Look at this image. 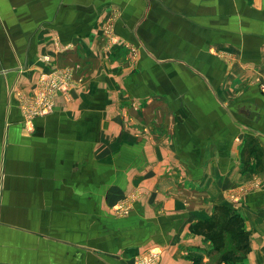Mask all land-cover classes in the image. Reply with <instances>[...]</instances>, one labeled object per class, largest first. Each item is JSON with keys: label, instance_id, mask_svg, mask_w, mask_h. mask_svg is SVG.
I'll use <instances>...</instances> for the list:
<instances>
[{"label": "crops", "instance_id": "1", "mask_svg": "<svg viewBox=\"0 0 264 264\" xmlns=\"http://www.w3.org/2000/svg\"><path fill=\"white\" fill-rule=\"evenodd\" d=\"M53 68L82 82L29 124L18 91ZM216 207L243 218L258 264L264 0H0V264H135L155 247L158 264H210L190 226Z\"/></svg>", "mask_w": 264, "mask_h": 264}, {"label": "rangeland", "instance_id": "2", "mask_svg": "<svg viewBox=\"0 0 264 264\" xmlns=\"http://www.w3.org/2000/svg\"><path fill=\"white\" fill-rule=\"evenodd\" d=\"M106 32H111L110 29L105 30ZM112 37L111 41L113 44L115 43V39ZM44 62L47 64V57L44 58ZM66 73L70 75L67 76ZM82 82L81 78H76L75 72L72 69H48L40 73L38 82L36 87L31 91H18V98L20 99L21 110L23 116L26 118L29 124H32L34 120L38 117L49 116L54 112V109L57 105V99L64 95L69 94L71 90L79 85ZM50 107H53L52 109ZM51 109V110H50ZM257 146V145H256ZM255 154L261 157L263 154V150L258 145ZM249 158L244 159V163H247ZM261 160V159H259ZM262 163L258 161L257 169L261 168ZM252 186L255 189L261 188V184L259 180L254 181ZM246 189H242L240 191L241 197L243 198L246 193ZM142 192H137L135 194H131L126 199H124L118 206H116L115 211H117L120 215L130 214L135 206L136 202H138L142 196ZM230 201L239 202L240 199ZM192 233V232H191ZM248 237L245 240H241L238 237H228L226 248L223 251H217L212 247V251L209 253V263L210 264H250L251 259H253L255 251L254 238L249 231H246ZM193 234V233H192ZM205 238V237H203ZM206 240V238H205ZM254 240V241H253ZM211 245V246H212ZM262 254L257 255L256 261L258 264H264V247L262 249ZM163 255V250L160 247H155L147 251L143 256L135 259V264H152L151 260H153V264H158L161 260V256Z\"/></svg>", "mask_w": 264, "mask_h": 264}, {"label": "trees", "instance_id": "3", "mask_svg": "<svg viewBox=\"0 0 264 264\" xmlns=\"http://www.w3.org/2000/svg\"><path fill=\"white\" fill-rule=\"evenodd\" d=\"M190 231L211 241L217 251L226 248L228 237L247 239L245 224L242 217L227 207H216L214 216L190 226Z\"/></svg>", "mask_w": 264, "mask_h": 264}, {"label": "built area", "instance_id": "4", "mask_svg": "<svg viewBox=\"0 0 264 264\" xmlns=\"http://www.w3.org/2000/svg\"><path fill=\"white\" fill-rule=\"evenodd\" d=\"M67 74V76H69L70 74L69 73H66ZM51 109L53 108V107H50ZM50 109V110H51ZM151 263L153 264V260H151Z\"/></svg>", "mask_w": 264, "mask_h": 264}]
</instances>
